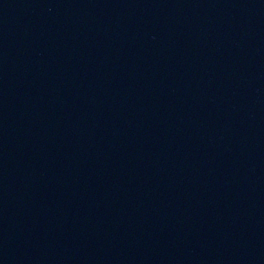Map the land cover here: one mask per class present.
I'll use <instances>...</instances> for the list:
<instances>
[{
    "label": "water",
    "instance_id": "obj_1",
    "mask_svg": "<svg viewBox=\"0 0 264 264\" xmlns=\"http://www.w3.org/2000/svg\"><path fill=\"white\" fill-rule=\"evenodd\" d=\"M0 264H264V0H0Z\"/></svg>",
    "mask_w": 264,
    "mask_h": 264
}]
</instances>
